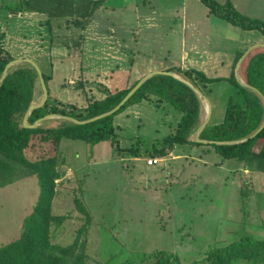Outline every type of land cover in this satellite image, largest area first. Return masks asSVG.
I'll list each match as a JSON object with an SVG mask.
<instances>
[{"label": "rangeland", "instance_id": "rangeland-1", "mask_svg": "<svg viewBox=\"0 0 264 264\" xmlns=\"http://www.w3.org/2000/svg\"><path fill=\"white\" fill-rule=\"evenodd\" d=\"M232 2L240 13L264 19V0ZM5 3L14 6L21 0H0V46L14 60L35 62L50 77L51 96L65 104L85 108L90 98L104 97L98 86L115 93L155 71L191 69L182 62V36L168 32V10L171 15L178 9V0H107L93 16L79 19L83 26L71 17L27 10L12 13ZM201 6L199 13L204 14L206 7ZM224 24L243 37L237 47L216 43L220 70L208 68L215 78L235 73L237 64L232 62L225 71L222 62H230L234 48L236 53L255 43V36ZM212 27L225 31L214 22ZM80 83L83 88H75ZM200 85L215 109L212 121L220 122L233 89L227 82ZM43 95L38 90L33 104ZM201 99L205 114L207 104ZM178 116L153 97L128 107L114 119L119 148L139 138L151 144L172 134ZM25 155L31 161L58 159L61 177L52 209L67 219L52 227L51 242L66 247L86 240L87 264H123L141 258L142 264H152L160 253L177 255L179 262L174 264H209L207 252L214 246H226L245 233L264 238V173L236 159L223 160L208 145L176 146L165 158L149 163L152 158L123 155L109 141L92 146L64 139L56 146L34 135ZM39 193L37 177L0 189V247L19 239ZM77 198L92 220H86Z\"/></svg>", "mask_w": 264, "mask_h": 264}, {"label": "trees", "instance_id": "trees-1", "mask_svg": "<svg viewBox=\"0 0 264 264\" xmlns=\"http://www.w3.org/2000/svg\"><path fill=\"white\" fill-rule=\"evenodd\" d=\"M107 0H21V4L3 6L12 13L24 10L39 12L59 18H74V24L82 25L79 19L93 16ZM210 14L224 20L242 31H257L264 36V19H255L240 13L231 0L220 3L217 0H201ZM69 21V20H67ZM84 25V24H83ZM82 25V26H83ZM246 52L237 50L234 65ZM14 58L0 46V79L6 66ZM182 75L185 81L203 92L200 85L227 82L233 94L227 101L221 122L212 120L203 130L201 139L212 141L202 144L191 139L204 120L202 99L185 82L169 75L157 74L149 78L135 94L115 113L99 120L77 124L68 119H53L51 124L30 128L24 126V118L36 99L37 92L42 93L39 75L35 67L23 62L12 66L0 85V187H6L21 179L37 177L40 193L32 212L23 221L19 239L0 247V264H87V241L74 243L64 247L51 242L52 227L60 226L67 215L53 214L52 204L56 195L57 180L61 175L56 157L31 161L25 151L31 145L33 136L40 135L43 142L53 141L59 146L64 139L84 141L96 145L104 141L111 142L115 150L123 155L140 158L144 155L152 159H163L176 146L208 145L223 160L236 159L248 168L264 173V47L251 51L240 67L242 80L253 88L243 86L232 72L228 78H209L201 71L189 69H169ZM49 97L46 103L31 112L28 123L35 124L47 115H60L78 121H86L114 109L131 91L133 87L110 92L103 86L97 90L104 95L101 99H93L85 108L65 104L51 96L50 77L43 73ZM75 88H83V84ZM256 89V90H255ZM155 98L158 103H165L177 113V125L172 134L157 139L151 144L139 138L137 142L119 148V135L114 126V119L128 107L140 104L144 100ZM253 136V137H252ZM130 137V136H129ZM245 140V141H243ZM216 142H235L217 144ZM76 205L92 220L91 215L77 198ZM209 264H264V238L250 234L233 241L226 246H214L207 252ZM178 256L160 253L152 264L178 263ZM123 264H142L129 260Z\"/></svg>", "mask_w": 264, "mask_h": 264}, {"label": "crops", "instance_id": "crops-1", "mask_svg": "<svg viewBox=\"0 0 264 264\" xmlns=\"http://www.w3.org/2000/svg\"><path fill=\"white\" fill-rule=\"evenodd\" d=\"M178 1H179L178 6H177L178 9L176 10L172 9L173 12L171 13V15L168 10V17L170 16V20H171V23H170L171 26L168 32L172 33L171 35H173L174 37H178L180 35L182 36L181 45H180V48L182 50L181 51L182 62L189 63L191 69L201 71L204 74H206V76H208L209 78H215V77L209 76L208 71L209 69H212V68H214V70H220L217 68V65H216L217 62H220L219 61L220 59L219 58L217 59V57L215 56L217 51L220 49L219 47L215 46L216 43L221 42V41L224 44L233 43L234 47H237V43L239 42L238 40H240V38L243 37V35L239 36L234 30L226 27L227 25L224 24L225 21L210 14V11L206 6H205L206 8H205L204 14H200L199 12L202 10L201 5H204L201 2V0H178ZM217 1H219L220 3H225L227 0H217ZM231 1H234V0H231ZM200 2L202 4H200ZM188 3H189V6H188ZM152 11L153 13H156V14L161 13L160 10H152ZM159 16L162 17L161 14ZM212 22L217 23L220 26H224L225 31L222 32L221 30L213 29ZM244 33L245 35H248V36L249 35L255 36V43L253 45L264 44L263 35L259 34L257 36L256 34H253L255 33L254 31H251V32L245 31ZM259 41H262V43H259ZM250 47L251 46L247 47L246 51ZM236 49L237 48H234L232 50L230 62H227L225 60L222 61L225 71L226 69L230 70L229 67H231L232 62L234 64V58H235L236 53H233V51ZM213 62H214V66L210 65ZM229 89H231L230 86H229ZM205 92L206 91H203V93ZM206 97L208 98V96ZM214 113H215V109L212 104L211 120L214 117L213 116ZM51 119H61V118H51ZM1 188H5V187H0V189Z\"/></svg>", "mask_w": 264, "mask_h": 264}, {"label": "water", "instance_id": "water-1", "mask_svg": "<svg viewBox=\"0 0 264 264\" xmlns=\"http://www.w3.org/2000/svg\"><path fill=\"white\" fill-rule=\"evenodd\" d=\"M259 47H264V44H255L253 46H251L250 48H248V50L243 54V56L240 58V60L238 61L237 63V68L240 67L241 63L244 61V59L246 58V56L251 52L253 51L254 49L256 48H259ZM23 62H28L30 64H32L35 69L37 70L38 72V75H39V80H40V84H41V87H42V90H43V99L37 103V104H32L24 118V126L25 127H30V128H36L38 126H40V124L43 122V121H46L48 119H51V118H62V119H68L70 121H73L77 124H86V123H90V122H93V121H96V120H99L101 118H104L106 116H109V115H112L113 113H115L116 111H118L134 94L135 92L149 79L151 78L152 76L154 75H157V74H165V75H169V76H173L183 82H185L186 84H188L190 87H192L194 89V91L199 95L200 98H203L204 100H206L207 104H208V107L206 108L205 110V116H204V120H203V123L201 124V126L198 128V130L196 131V134H195V139L194 141L196 142H199V143H202V144H212L214 142L212 141H207V140H203L201 139V134L203 132V130L209 125L210 121H211V116H212V104L210 102V100L201 92V90H199L198 88L194 87L191 83L179 78L178 76H176V74L172 73V72H168V71H155V72H152L150 73L149 75H147L146 77H144L143 79H141L132 89L131 91L127 94V96L114 108L112 109L111 111L109 112H106L104 114H101V115H98L96 117H93L89 120H86V121H78L76 119H73V118H70V117H64V116H60V115H47L45 116L44 118L38 120L35 124L33 125H30L28 123V118L31 114V112L35 109H38L40 107H42L48 97H49V92H48V88H47V85H46V82H45V79H44V76H43V72L41 70V68L33 61L29 60V59H22V60H13L11 61L5 68V71L2 75V78L0 79V85L3 83L4 79L6 78L7 74H8V71L10 70V68L14 65H17V64H20V63H23ZM236 68L235 70V76H236V79L245 87H248V88H253L251 87L250 85H248L247 83H245L242 78L240 77L239 75V71L238 69ZM254 89V88H253ZM256 90V89H255ZM264 126H261V128L253 135H257L262 129H263ZM252 136V137H253ZM245 141V140H243ZM217 144H224V143H228V144H232V143H235V142H216Z\"/></svg>", "mask_w": 264, "mask_h": 264}, {"label": "built area", "instance_id": "built-area-1", "mask_svg": "<svg viewBox=\"0 0 264 264\" xmlns=\"http://www.w3.org/2000/svg\"><path fill=\"white\" fill-rule=\"evenodd\" d=\"M158 159H150L148 162L149 163H153V162H156Z\"/></svg>", "mask_w": 264, "mask_h": 264}, {"label": "bare ground", "instance_id": "bare-ground-1", "mask_svg": "<svg viewBox=\"0 0 264 264\" xmlns=\"http://www.w3.org/2000/svg\"><path fill=\"white\" fill-rule=\"evenodd\" d=\"M206 101V100H205ZM207 103V102H206ZM208 107V104H207V106H206V108Z\"/></svg>", "mask_w": 264, "mask_h": 264}]
</instances>
